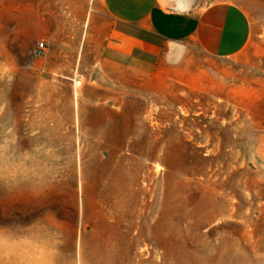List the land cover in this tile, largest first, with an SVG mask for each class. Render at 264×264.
<instances>
[{
  "label": "rangeland",
  "instance_id": "rangeland-1",
  "mask_svg": "<svg viewBox=\"0 0 264 264\" xmlns=\"http://www.w3.org/2000/svg\"><path fill=\"white\" fill-rule=\"evenodd\" d=\"M231 1L243 50L139 77L102 0H0V264H264V0Z\"/></svg>",
  "mask_w": 264,
  "mask_h": 264
},
{
  "label": "crops",
  "instance_id": "crops-1",
  "mask_svg": "<svg viewBox=\"0 0 264 264\" xmlns=\"http://www.w3.org/2000/svg\"><path fill=\"white\" fill-rule=\"evenodd\" d=\"M113 24L102 62L139 77L152 68L166 42L194 41L209 56L228 57L248 44L252 19L245 7L218 0L194 15L168 14L162 0H102Z\"/></svg>",
  "mask_w": 264,
  "mask_h": 264
},
{
  "label": "clouds",
  "instance_id": "clouds-1",
  "mask_svg": "<svg viewBox=\"0 0 264 264\" xmlns=\"http://www.w3.org/2000/svg\"><path fill=\"white\" fill-rule=\"evenodd\" d=\"M166 7L168 9V14H178V15H194L196 13V0H165ZM173 44L179 45L181 49H185L184 54H186V46L179 41L172 42L167 41L166 47L171 50ZM169 51L165 52V61L168 62ZM179 60H177V63ZM11 77H9L8 87L10 90ZM10 104V101L7 103H0V116L4 114L5 108ZM2 147V145H0Z\"/></svg>",
  "mask_w": 264,
  "mask_h": 264
},
{
  "label": "built area",
  "instance_id": "built-area-1",
  "mask_svg": "<svg viewBox=\"0 0 264 264\" xmlns=\"http://www.w3.org/2000/svg\"><path fill=\"white\" fill-rule=\"evenodd\" d=\"M45 44H44V41H40L38 44H37V48H36V52L37 54L41 55L44 50H45Z\"/></svg>",
  "mask_w": 264,
  "mask_h": 264
}]
</instances>
